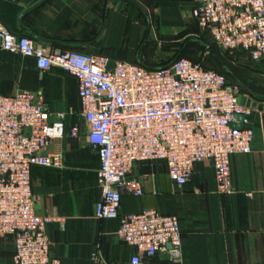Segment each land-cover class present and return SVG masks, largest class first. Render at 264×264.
Returning a JSON list of instances; mask_svg holds the SVG:
<instances>
[{
	"label": "built area",
	"instance_id": "2783aa9c",
	"mask_svg": "<svg viewBox=\"0 0 264 264\" xmlns=\"http://www.w3.org/2000/svg\"><path fill=\"white\" fill-rule=\"evenodd\" d=\"M190 18L225 52L264 60V0H192ZM0 52L33 59L40 72L58 68L78 81L80 123L69 135L84 136L100 161L99 221L118 220L117 237L134 248L130 264L164 256L183 264L177 215L154 210L123 213L124 197L144 195L133 176L139 163H165L169 179L187 185L199 163L211 161L218 193L233 194L231 158L249 155L254 111L240 101L238 84L186 58L167 68L113 62L101 55L56 49L0 24ZM230 83V84H228ZM247 98V97H246ZM66 114L56 120L41 94L18 90L0 95V239L14 244V264H62L51 256L48 227L55 213L41 216L42 197L33 193V167L63 169V154H49L66 136Z\"/></svg>",
	"mask_w": 264,
	"mask_h": 264
},
{
	"label": "crops",
	"instance_id": "0c3cea01",
	"mask_svg": "<svg viewBox=\"0 0 264 264\" xmlns=\"http://www.w3.org/2000/svg\"><path fill=\"white\" fill-rule=\"evenodd\" d=\"M41 1L0 0V24L44 46L150 68L166 60L155 57L154 48L169 58L185 51L184 36L210 39L190 18L192 0H48L21 25V16ZM247 71L254 75L253 87L246 83L241 94L264 106V60ZM18 90L41 94L53 120L66 114L65 138L47 151L63 154L64 168L33 167L31 173L33 193L42 197L37 213L59 217L48 227L52 258L62 264H130L135 250L117 237L119 221L94 217L101 199L99 157L84 136L69 135L80 123L78 81L58 68L40 72L35 60L0 52V95ZM250 126L252 153L231 158L233 194L218 193L211 161L195 167L200 187L190 181L182 188L169 179L165 163L144 162L133 172L144 195L124 197L122 212L177 215L183 264H264V111H253ZM14 254L12 240L0 239V264H14ZM144 262L170 264L164 256Z\"/></svg>",
	"mask_w": 264,
	"mask_h": 264
},
{
	"label": "rangeland",
	"instance_id": "374dc122",
	"mask_svg": "<svg viewBox=\"0 0 264 264\" xmlns=\"http://www.w3.org/2000/svg\"><path fill=\"white\" fill-rule=\"evenodd\" d=\"M182 40L185 46V51L182 53L177 52L167 58V52L163 51L161 48H154V45L151 44L154 48L152 54L160 59H166L163 64H172L180 58L198 60L203 57L204 65L207 68L230 76V78L239 84L243 91H245L244 86L246 83L253 87L254 75L249 73L247 69L252 67L254 63L247 55L239 52H225L220 47L211 43V41L203 35H198L197 37L184 36ZM208 47L215 51L217 57L211 55V51Z\"/></svg>",
	"mask_w": 264,
	"mask_h": 264
},
{
	"label": "water",
	"instance_id": "95a60500",
	"mask_svg": "<svg viewBox=\"0 0 264 264\" xmlns=\"http://www.w3.org/2000/svg\"><path fill=\"white\" fill-rule=\"evenodd\" d=\"M48 0H43L41 1L39 4H37L36 6L28 9L22 16H21V19H20V22H21V25L23 23V20L24 18L31 14L33 11H35L36 9H38L39 7L43 6ZM121 1H124V0H113V4H116L118 2H121ZM24 28V26H23ZM33 37L37 38L36 36L33 35ZM211 55L212 56H215L217 57L216 53L215 52H211ZM113 67H114V63L111 62L110 63V70H113ZM230 84V83H228ZM240 101L243 105H245L246 107L248 108H252L254 110H259V111H264V106L263 105H259L257 102H253L251 99H248L244 96H241L240 97ZM191 182L194 183L196 186L200 187V183H199V177L197 175H194L192 176L191 178Z\"/></svg>",
	"mask_w": 264,
	"mask_h": 264
},
{
	"label": "trees",
	"instance_id": "16d2710c",
	"mask_svg": "<svg viewBox=\"0 0 264 264\" xmlns=\"http://www.w3.org/2000/svg\"><path fill=\"white\" fill-rule=\"evenodd\" d=\"M20 35V34H19ZM208 35V34H207ZM209 36V35H208ZM210 37V36H209ZM209 41H211V38L209 39ZM211 43H212V41H211ZM214 44V43H213ZM215 46H217L216 44H214ZM208 49H210V51L211 52H215L212 48H210V47H208ZM192 62H195V63H202L203 64V66L206 68V69H209V68H207L205 65H204V61H203V59H198V60H191ZM173 64V63H172ZM171 64H160V65H158V66H156V67H153V68H150V67H147V68H149V69H152V70H154V69H161V68H167V67H169ZM211 70V69H210ZM217 72V71H216ZM218 73H220V72H218ZM221 74H223V75H225L227 78H228V80L230 81V82H232V83H237L236 81H234L232 78H230V76H227L226 74H224V73H221Z\"/></svg>",
	"mask_w": 264,
	"mask_h": 264
}]
</instances>
